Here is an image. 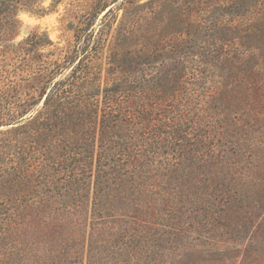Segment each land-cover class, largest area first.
<instances>
[{"label":"trees","instance_id":"16d2710c","mask_svg":"<svg viewBox=\"0 0 264 264\" xmlns=\"http://www.w3.org/2000/svg\"><path fill=\"white\" fill-rule=\"evenodd\" d=\"M38 3L0 0V41ZM121 5L97 30L84 15L54 60L48 36L7 49L29 54L19 80L37 76L26 95L42 105L0 150V264H191L188 249L241 240L264 211V0Z\"/></svg>","mask_w":264,"mask_h":264},{"label":"rangeland","instance_id":"374dc122","mask_svg":"<svg viewBox=\"0 0 264 264\" xmlns=\"http://www.w3.org/2000/svg\"><path fill=\"white\" fill-rule=\"evenodd\" d=\"M122 2L123 0H39V3L33 9L19 12L18 17L21 21L19 28L13 35L0 41V71L4 74H0V77L3 80L6 79L4 78L5 75L7 78H12V73H14L17 81L9 86L0 80V91H3L0 95V124H2L0 126V150L8 151L15 142L11 140L10 134L7 133V130L13 126L12 124L34 113L42 105V103L35 106L29 104L34 99L26 95V93L32 91L33 86L39 85L37 76L25 81L19 80L20 76L27 74L25 60L29 58V54L26 51L14 54L7 50L8 47L24 42L31 34L48 36L53 45L45 42L44 45L40 46V51L44 54V59L54 60L58 53L54 51L57 46L69 50L70 46V48H73L74 45L80 43L79 38L76 36V28L79 24L83 25L81 20H83L84 15L92 11L95 12L93 27L97 30L105 13V11L101 12V9L105 5H107L106 10L110 7L116 9L122 6ZM210 3H207V6H210ZM207 9L210 8L207 7ZM117 14L121 16L122 10H118ZM111 22L115 26V19L112 18ZM111 33H114V31L112 30ZM104 47L92 61L95 66L92 67V70L97 73L101 71L98 73L96 81L97 85L101 86L112 81V78L108 79L105 73L108 64L107 49ZM69 70V68L66 69L67 72ZM18 105L22 106L18 107ZM31 106L33 108L30 111H24V108L27 107V110H29ZM0 188L4 189V186ZM45 194L47 196L52 195L51 192ZM9 196L10 194H7L6 191H0V214L12 211L8 208V204H1L6 203ZM15 197L12 196L11 200H15ZM261 219L262 222L257 226V222ZM254 221L255 227H251L241 240H230V235H227L226 241L213 242L216 246L202 244L188 249L189 259L192 260L191 264H264V211ZM249 237L253 239L252 242H249ZM245 249H249V251L247 252ZM165 262L168 264L169 261Z\"/></svg>","mask_w":264,"mask_h":264}]
</instances>
